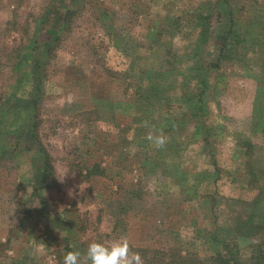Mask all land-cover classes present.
<instances>
[{
    "label": "rangeland",
    "instance_id": "1",
    "mask_svg": "<svg viewBox=\"0 0 264 264\" xmlns=\"http://www.w3.org/2000/svg\"><path fill=\"white\" fill-rule=\"evenodd\" d=\"M52 29L34 106L48 176L18 137L32 114L18 98L31 48ZM189 92L205 105L207 152ZM250 214L257 236L236 235ZM120 236L143 264L205 261L216 241L244 257L264 243L260 0H0V264H63L71 251L84 264L89 243Z\"/></svg>",
    "mask_w": 264,
    "mask_h": 264
},
{
    "label": "trees",
    "instance_id": "2",
    "mask_svg": "<svg viewBox=\"0 0 264 264\" xmlns=\"http://www.w3.org/2000/svg\"><path fill=\"white\" fill-rule=\"evenodd\" d=\"M264 4V0H260ZM62 15H61V21L65 22V19H68L70 13L67 8H62ZM228 17L231 18V13H227ZM203 26V25H202ZM59 29V28H58ZM58 29H52V31H48V33H45V39L42 41V43L35 46L36 48H31V65L29 67L30 72H28V76L30 77L29 83L30 86L28 88L26 95H22L19 97V101L24 103V106L22 108V111L26 112H32V114L27 115V119L24 118V123L26 126L21 129L22 131L18 133L19 138H24V142L29 147H32L33 149H36L38 153L42 155V164L43 167L40 170L42 175H48L51 176V165L49 163V157L47 153L44 151L43 147L40 145L35 133H36V115H35V104L37 103V97L39 94V87H40V78H39V72L41 69V62L50 54L51 51V42L55 41L57 39V30ZM201 30V29H200ZM201 32V31H200ZM232 31L228 30L224 35L220 36L217 42V47L219 53L227 52L228 47L231 43V41L228 39L229 34ZM206 32L203 31L201 35H205ZM204 41V39L202 40ZM201 87V81H199L196 88ZM195 88V89H196ZM202 93V92H201ZM23 97V98H22ZM187 106L190 110L188 112V118L191 121V124L194 127V132L196 135L200 134L202 138V149L204 151H208V143L207 139L211 133L210 127L206 126L203 117L205 116V105L202 103L200 99V95L198 93L189 92V98L187 99ZM23 111V112H24ZM35 147V148H34ZM89 174V173H88ZM252 203V202H251ZM244 222H239L236 224V232H238L236 235L244 236V237H256L258 234V231L262 228V226H259L257 224H254L252 221V215H248L245 217ZM233 230V229H232ZM216 244H219L220 250L213 253V255L206 257L205 261H200L196 256L194 255H188V258L184 257H177V263L176 264H264V243L258 241L257 243H254L253 245H250L248 255L241 256L237 250V247L233 242H225V241H216Z\"/></svg>",
    "mask_w": 264,
    "mask_h": 264
},
{
    "label": "clouds",
    "instance_id": "3",
    "mask_svg": "<svg viewBox=\"0 0 264 264\" xmlns=\"http://www.w3.org/2000/svg\"><path fill=\"white\" fill-rule=\"evenodd\" d=\"M145 127H148L147 123ZM146 138L157 150L163 149L168 141L163 130L153 129ZM81 256L79 251L68 252L63 264H81ZM83 258L84 264H143L139 252L131 250L127 236H120L108 244L96 241L89 243Z\"/></svg>",
    "mask_w": 264,
    "mask_h": 264
}]
</instances>
